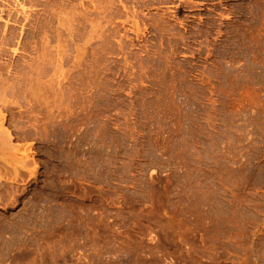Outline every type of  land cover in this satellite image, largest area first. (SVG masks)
<instances>
[{"label":"rangeland","instance_id":"obj_1","mask_svg":"<svg viewBox=\"0 0 264 264\" xmlns=\"http://www.w3.org/2000/svg\"><path fill=\"white\" fill-rule=\"evenodd\" d=\"M30 1L0 264H264V0Z\"/></svg>","mask_w":264,"mask_h":264},{"label":"bare ground","instance_id":"obj_2","mask_svg":"<svg viewBox=\"0 0 264 264\" xmlns=\"http://www.w3.org/2000/svg\"><path fill=\"white\" fill-rule=\"evenodd\" d=\"M28 1H30V0H0V17L1 18H4L5 19V16L7 15L8 17H6V18H8V22L9 21H14V22H20L21 23V21H23V23L24 24H27V23H29V22H33V23H36L37 24V28H40L41 26L43 27L44 26V28L45 27H47V26H45V23H46V18H44V20L43 19H40V18H42V16L41 17H39L38 16V18H35V17H33L30 13H28L27 11H26V3L28 2ZM31 1H42V0H31ZM30 1V2H31ZM45 2H46V0H45ZM44 1H43V3H45ZM34 3H36V2H34ZM43 3H41V4H43ZM51 3V2H50ZM58 3V2H57ZM30 4V3H29ZM40 4V3H39ZM52 4V3H51ZM56 4V3H55ZM63 4V3H62ZM35 5V4H34ZM28 6H30V5H28ZM33 6V5H32ZM39 6V5H38ZM46 6V5H45ZM57 6V5H56ZM18 7H21V11H18L17 12V14H15V13H13L11 10H13L14 11V9H16L17 10V8ZM50 7V6H49ZM8 8V9H7ZM14 8V9H13ZM32 8V7H31ZM52 8V7H51ZM61 10V9H60ZM30 11V10H29ZM49 11V10H48ZM32 12V11H31ZM61 13V12H60ZM47 14V13H46ZM22 17V20L20 19ZM37 17V16H36ZM45 17V16H44ZM61 18V17H60ZM27 21V23H26V21ZM35 25V24H34ZM14 26V25H13ZM3 27V26H2ZM28 28H30V27H28ZM16 29V28H15ZM21 29V28H20ZM32 29V28H31ZM34 29V28H33ZM23 31H25V28H24V26H23V29H22V32H21V34H18V32L17 33H15V31L13 30V27H11L10 25H8V23L6 24V26L4 27V28H1L0 27V59L2 60V58H4V57H7V55H8V49H10V48H8V45H10V44H12V41H14L13 39H15L16 37H15V34H18V35H20L19 36V39H20V41L19 42H21V40H23V35H24V33L25 32H23ZM39 32H40V30H39ZM20 33V32H19ZM33 33H34V31H33ZM40 34V33H39ZM17 35V36H18ZM37 35V34H36ZM15 37V38H14ZM43 38V41H44V43H46L47 42V40H48V34H47V32H45V35L42 37ZM37 39V38H36ZM16 41V40H15ZM27 41H29V42H27ZM34 40H32L31 42H30V40H25V45H28V49L32 46H34V42H33ZM16 44V43H15ZM20 44H22V43H20ZM47 44V43H46ZM25 45H24V47H25ZM40 45V44H39ZM10 47V46H9ZM31 47V48H32ZM35 48V47H34ZM17 49L18 48H16L14 51H12V52H18L17 51ZM24 49H26V48H24ZM48 49V48H47ZM27 50V49H26ZM10 51V50H9ZM25 51V50H24ZM28 51V50H27ZM23 56H25V55H23ZM18 57V56H17ZM16 58V57H15ZM7 59H9V58H7ZM23 59V58H22ZM48 59V58H47ZM6 60V59H5ZM9 61H11V60H9ZM21 61V60H20ZM7 62H8V60H7ZM28 62V61H27ZM31 62V61H30ZM17 64H14L13 63V61H11V62H9V64H6V63H4V62H2V61H0V73H7L6 71H8V72H11L12 71V69H16L17 70V66H16ZM20 65V64H19ZM34 66V65H33ZM38 66V65H37ZM31 67V66H30ZM22 68V67H21ZM33 69V68H32ZM37 69V68H36ZM6 70V71H5ZM33 71V70H32ZM36 72V71H35ZM28 73V72H27ZM2 78V77H1ZM4 80V79H3ZM5 81V80H4ZM7 83V82H6ZM8 85V84H7ZM7 89H8V87L7 86H5V82L3 83V81H2V79H1V81H0V100L2 101L3 100V98H2V96L3 95H5V93L7 92ZM5 99V98H4ZM0 141H2V140H0Z\"/></svg>","mask_w":264,"mask_h":264}]
</instances>
